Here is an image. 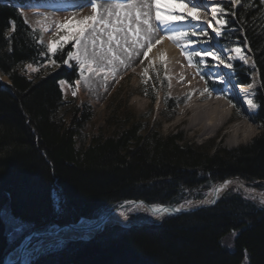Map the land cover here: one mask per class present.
Here are the masks:
<instances>
[{
    "label": "trees",
    "instance_id": "trees-1",
    "mask_svg": "<svg viewBox=\"0 0 264 264\" xmlns=\"http://www.w3.org/2000/svg\"><path fill=\"white\" fill-rule=\"evenodd\" d=\"M25 1L0 0V74L9 81L6 87L0 83V264L19 244L7 234L5 213L23 226L19 238H24L82 218L96 220L129 201L176 206L204 199L210 187L226 179L264 181L261 0L224 6L228 23L222 40L246 41L261 81L254 121L262 132L231 150L162 136L159 122L154 126L116 105L105 128L93 129L86 146L77 149L75 138L94 111L63 96L59 82L74 88L79 78L78 67L63 63L72 44L48 53L40 32L25 23L15 5ZM243 73L238 81L245 84L249 72ZM161 76L160 68L148 74L138 92L154 101ZM164 101L175 108L173 99ZM228 237L232 249L223 245ZM245 259L264 264V206L231 187L211 207L150 225L108 224L88 240L47 246L29 264H241Z\"/></svg>",
    "mask_w": 264,
    "mask_h": 264
},
{
    "label": "rangeland",
    "instance_id": "rangeland-1",
    "mask_svg": "<svg viewBox=\"0 0 264 264\" xmlns=\"http://www.w3.org/2000/svg\"><path fill=\"white\" fill-rule=\"evenodd\" d=\"M51 4H57V5L86 4V0H54L53 2H51L50 0H43L39 2H36L34 0H29L21 4L18 3L15 4L19 8L24 21H25L24 14H28L29 16L31 15V17L34 18L35 24L29 25L26 21L25 23L29 25V27H31L32 29L38 30L40 32L39 42L44 45H47L48 42H50L53 39V34L55 32V25H52V27H50L48 31L42 32L41 31L42 24L50 23L51 21L65 22L66 19H71V16L73 15L74 12L79 13L80 10L83 9V8L67 7L65 10L58 11L56 10V8L35 7V5H51ZM160 4H161L160 14L164 19H172L173 17L180 15L177 11H175L176 2H172V0H160ZM228 4H231L229 0H215V2L212 3V6L224 7ZM231 5L232 7L236 6L234 4ZM212 6L211 4L206 6L208 15H211L210 9ZM90 8H91L90 5H86L85 12ZM87 14L89 16L92 15V13L80 14L77 17V19L72 21L67 31L75 33L79 30L80 27L87 28V25H79L77 23V21H79L83 17L88 16ZM227 15L228 13L226 12V14L223 17L225 20ZM45 16L49 17L48 22L44 21ZM209 20L212 21L213 27H218V25H216L215 20H213V18ZM156 23L158 24L159 22L157 21ZM184 26L186 29H189L192 27V24L185 23ZM205 28L206 30H208L207 25H205ZM171 30H181V29L179 25L171 24L168 28V31L166 32H170ZM209 31H210L209 36L212 37L211 42L215 46L214 48L219 49L221 54L225 55L226 59H227V52H225L224 49H230L233 46H239L244 50V54L250 57V62L248 64H244L242 61L235 60L232 61L233 69L229 70L225 68V70L228 71L231 75L234 74V79L236 81L239 77L242 76V74H244L243 70H247L249 72L248 74L249 82L245 83L244 86H247L248 84L253 82L255 84L254 88L249 89L248 90L249 92L244 97L239 98L236 97L235 95H231V97L229 96L228 100L231 101V103L226 100V102H228L230 105V106L228 105L229 106L228 119L223 124V126L218 130V132H216V134H213L209 131L204 132L203 128L194 130V129H189L187 127L189 120L192 117V113L191 112L188 113V110L185 109L186 107L185 105L187 101L192 98L193 95L192 92H186L184 94L180 93V89L172 87L170 83V75L168 69L171 64H175V63H169L167 61L165 55V46L176 47L177 44L172 40L165 38L163 41H161L160 44H155L151 49L145 48L139 50L141 54L139 56L133 57L129 67L119 69L118 72L116 73L115 79L112 78L111 74L107 73V68L109 66L105 65V72H101L100 75L97 76L95 73L88 74L90 83L85 84L83 80H81L79 66L75 65V61H69V64H64L67 68H71L69 65H75L76 67H78L77 69V73L79 75L78 80H80V83L79 84L76 83L74 88H70L67 84L61 85L65 100L71 101L75 104L87 103L91 105L94 111V115L92 119L87 123V125L81 130V132L75 138L76 148L81 149L84 146H86V144L89 141V134L93 129L102 128V127L105 128L106 126L105 120L107 116L113 111L115 105L122 112L126 110L131 111V113H133L136 118L142 116L149 118V123L153 124L154 126L159 122L157 132H159V134L162 136L167 134L179 135L185 141L194 143L196 145L210 144L213 145V147L217 146V147L225 148L227 150H231L250 143L252 139L260 135L262 132V128L254 121V116L259 110V105L256 103L255 99L259 93V90L261 89V81L256 73L257 71H256L255 61L253 58V53L244 39L233 40L230 45H227L222 40H220L219 37H215V34L211 32L210 28ZM222 32L223 33L225 32V28L222 29ZM60 34L64 35L63 32H61ZM160 35H165V34L161 32ZM192 39L197 40L198 38L193 37ZM69 43L72 44V50H74L73 45L75 41H71ZM193 47L195 48V50H197L198 48L197 43L194 44ZM144 51H147L146 57L143 55ZM179 57L180 59L177 62L180 65L186 64L188 66V62L185 56L181 52H179ZM65 59H67V56ZM198 59L199 58H194V65L191 68L195 70V74H192V76L195 80L201 82L202 86H206V87L209 86L210 87L209 89L212 91L211 96H208L207 94H204L203 96L204 97L207 96L209 98H212L214 95L219 97L222 96L221 89L222 88L226 89L225 88L226 86L222 85L219 80L215 79V77L210 79L209 76L205 75L204 72H201L200 75L197 74L196 72L197 68L195 67V63L198 61ZM208 63L209 65H214L216 62L212 61L211 58H208ZM145 68L148 69L149 75L155 74L159 70V68L162 70L161 77L163 81L160 87L158 88L156 99L154 101H150L146 96L138 92L141 82L146 78V76H144L143 74ZM105 75H107V80H105ZM201 75H204L203 80L201 79ZM0 83L6 87L9 84V81L6 77L0 74ZM215 84H221V85L218 89H215L214 88ZM229 89L231 92H236V88L229 87ZM73 92H75V95H73ZM189 96L190 98H188ZM164 97L173 99L174 104L176 105L174 109L168 108L166 106ZM246 98L253 99L254 103H256L258 107L256 109L250 110L245 102ZM222 99H224L223 96ZM205 101H199L197 103L200 105L203 104ZM245 109L249 111V114H245L243 112ZM163 113L164 114L167 113L166 114L167 116H165ZM163 115L166 118L168 116L169 117L166 119L164 118ZM241 122H243L244 125L246 124V126L251 129L250 134L244 135L246 133L234 132L233 129L236 126H238V123ZM245 182H249V184H243V185L234 184L232 185V187H235L237 190H239L249 199L255 200L259 202L261 206H264V204L261 203V200L264 199V181L245 180ZM214 187L215 184L212 187H210L209 190L207 189L208 191H206L204 199H206V196L208 197V193ZM204 199H202L201 201H204ZM197 201L198 200L188 201L187 203L179 204V205L187 206L188 204L191 203L195 204V202L197 203ZM129 202L121 204V205L124 204L126 205L120 207L117 211L125 218L134 219L136 221L135 225H139V224L150 225L156 221L162 220L159 218V214L143 212L140 209H138L135 204H130ZM3 219L7 224V229H8L7 234H10L9 235L10 239L15 241L19 239V244H17L15 248L24 245L26 243V238L32 233L40 232V231H35L26 235L24 238L22 237L19 238L21 235V231H17V229L18 228L23 229V226L21 224H16V222H14L15 220L11 219V217L7 213L4 214ZM145 219H148L146 220L148 222H146ZM92 222L83 218L80 219L76 224H73L74 226H77L80 230L71 229L64 226L59 230L57 234L56 233L55 234L59 235V238H63V239L67 238L66 240L67 242L75 239L74 238L75 235L80 236L82 233L86 231L85 229L83 231V228L79 226H88ZM112 223H116L117 225H120L125 228L129 227L126 223H119V224L117 222H112ZM47 235L48 234L46 235L37 234L33 236L30 239L29 243L25 246L26 249H29L35 243H38L41 240L46 239L45 236ZM49 235H51V233H49ZM61 242L63 241L62 240L51 241L49 243L44 244L42 248L38 250L36 249L30 250L24 256V258L15 262L14 264H29L31 258H33L34 255L40 254L47 246H51ZM231 244H232L231 237L224 239L223 245L227 249H232ZM241 264H247V260L245 259Z\"/></svg>",
    "mask_w": 264,
    "mask_h": 264
},
{
    "label": "snow or ice",
    "instance_id": "snow-or-ice-1",
    "mask_svg": "<svg viewBox=\"0 0 264 264\" xmlns=\"http://www.w3.org/2000/svg\"><path fill=\"white\" fill-rule=\"evenodd\" d=\"M229 2L239 5L241 0H229ZM261 3H264V0H261ZM86 5L91 6L92 15L83 17L77 23L79 25H87V28L80 27L75 33L67 31L72 21L76 19L75 16L71 19H66L65 22L51 21L41 26V31L43 32L48 31L52 25H55L53 39L47 44L48 53L55 54L58 49H63L66 44L75 41L74 50L66 52L67 59L63 63L69 64V61H75V65L79 66L81 80L85 84L90 83L88 74L95 73L97 76L100 75L101 72H105V65L109 66L107 73L111 74L112 78L115 79L119 67H129L133 56L141 54L139 50L151 49L155 44H160L165 38L172 40L182 48V54L185 56L189 67L194 65V58H199L195 63L198 75L204 72L210 79L215 77L221 83H231L228 79L230 73L221 75L219 71L221 65L231 70L233 69L232 61L239 60L244 64L250 62V57L246 56L244 50L239 46L224 49L225 52L230 53L225 59L220 50L215 49L211 45L212 37L209 36V32L205 27L200 26L201 22L206 24L207 28H210L211 32L215 34V37H221L223 35L222 29L228 23L223 18L226 10L221 6H212L210 9L211 16L218 27H213L212 21L208 19L207 14L202 17L200 5L193 3L189 7L188 4L183 3V0L181 7L186 9L187 15H179L172 19H164L161 16L160 0H131V2L126 4L115 2L105 3L103 6L98 4L96 0H86V4H51L35 5V7L56 8V10L60 11L65 10L67 7L83 8ZM185 20H189L192 23L191 28L171 30L167 36L160 35L161 32L168 31L169 26L174 22ZM44 21L48 22L49 17L45 16ZM157 21L159 22L158 24L156 23ZM61 32L64 35H61ZM101 37H106V39ZM193 37H205L208 39L198 41L192 39ZM198 42L209 46L197 51L193 45ZM121 53L124 54V58H122ZM143 55L146 57L147 51H144ZM208 58H211L216 63L209 65ZM52 63H55V61H52ZM75 65L69 66L74 67ZM27 67L32 69L31 64L27 65ZM143 74L144 76L148 75L147 68L144 69ZM201 79H204V75H201ZM105 80H107V75H105ZM59 83L64 85L65 81L61 80ZM79 83L80 80L77 81V84ZM254 86V82L250 83L243 91L247 93ZM221 91L227 95L230 89H221ZM200 94L211 96L212 91L205 87ZM73 95H75V92H73ZM229 102L231 103V101ZM245 102L250 110L258 107L251 98H246ZM261 203L264 204V199L261 200ZM166 211L167 209L159 208L154 209L153 213L160 214ZM176 211H180V209H176ZM22 230V228L17 229V231Z\"/></svg>",
    "mask_w": 264,
    "mask_h": 264
},
{
    "label": "bare ground",
    "instance_id": "bare-ground-1",
    "mask_svg": "<svg viewBox=\"0 0 264 264\" xmlns=\"http://www.w3.org/2000/svg\"><path fill=\"white\" fill-rule=\"evenodd\" d=\"M51 2H53V1H51ZM96 2L98 4H100L101 6H103L105 3H115V2L126 4V3L131 2V0H96ZM172 2H176V5H175L176 10L175 11H177L180 15H185V16L187 15L186 9L184 7H181L182 0H172ZM214 2H215V0H183V3L188 4L189 7H191L193 3L200 5L202 17L205 14H207V10H206L205 6H208L210 4L212 6V3H214ZM86 13H92L91 8L85 12V7H83V9L80 10L79 13L74 12L73 15L71 16V18L73 16H75V18L77 19V17L80 14H86ZM81 16H83V15H81ZM207 17L209 19H212L211 15L207 14ZM24 19L29 25L35 24V20L33 17H31V15L29 16L28 14H24ZM185 23L192 24L189 22V20L177 21V22H174L173 24L179 25L180 29H186L184 26ZM205 25L206 24H203L202 22L200 24V26H203V27H205ZM207 31L210 33L209 28ZM163 33L165 34V36H167V34H168V32H163ZM102 39H106V37H102ZM205 39H207V38L199 37L197 40L202 41ZM211 45L213 47H215L212 42H211ZM197 46H198L197 50L199 51L203 48L208 47L209 45L205 44V43L198 42ZM182 51H183L182 48L179 47L178 45H176V47L165 46V55H166L167 61L169 63H175V64H171L169 66V69H168L169 75H170V83H171L172 87L179 88L180 93H182V94H184L186 92H192V95H193L192 98L189 99L185 105L186 106L185 109L188 110V113L189 112L192 113V117L189 120L187 127L189 129H194V130H197L199 128H201V129L203 128L204 132L209 131L213 134H216V132H218V130L223 126V124L228 119V110H229L230 105L228 102H226V100L229 101L228 98H229V96L231 97V95H235L236 97H239V98L246 96L249 91L247 93H245L243 90L246 89L247 86H244V85L239 86L238 88H236V92L228 91L227 95H225L222 92L221 95L224 97V99H222V96H220L221 97L220 98L219 96H216V95H214L212 98H209L207 96L204 97L203 95L200 94L204 89L203 86L201 85V82H198L192 76V74H195V70H193L191 67L187 66L186 64L180 65L177 62L180 59L179 52L182 53ZM222 55L226 59L225 55L224 54H222ZM228 55H230V53L227 52V56ZM121 56H122V58H124L123 53H121ZM122 68H125V67H123V66L119 67V69H122ZM223 68L224 67H222V66L219 67V71H220L221 75L226 73V71H224L225 68H224V70H223ZM196 72H197V70H196ZM230 88H235V87H230ZM227 89H229V88H227ZM199 101H205V102L203 104L199 105L197 103ZM244 113L249 114V111L245 109ZM233 130H234V132H238V133H240V132L246 133L244 135L250 134V132H251V129L248 128L246 126V124L244 125L243 122L238 123V126H236ZM234 184H242L243 185L244 183L240 182V181H236V180L226 181L225 183H222L220 185H216L212 190H210V192L208 193V197L206 196V199H204V201H200L197 203L195 202V204L191 203V204H188L187 206H178L177 209L190 208V207H192L196 204H200V203L201 204H207L213 198L219 197L221 195V193H223L227 189L231 188L232 185H234ZM136 207L143 212H149V213H153L154 209L160 208L157 205L148 207L144 204H138V205H136ZM169 211L170 210L167 209L166 212H162L159 215L164 217L169 213ZM143 218H144V215H143ZM134 221H135L134 219L125 218L123 215L119 214L118 211L112 212L106 218L107 223L108 222H117V223L129 224V222L132 223ZM99 224H100L99 221H94L91 224H89L88 226H79V227L83 228V231H84V229L86 230L85 233H83L81 236H83V237L91 236L93 233H95L99 229V227H100ZM56 234H54V233L51 235L48 234L47 236H45L46 239H43L40 242L35 243L29 249H26V247L24 248L22 246L15 248L13 251H11L8 254V256L5 260V264H14L15 262L24 258V256L27 254L28 251L34 250V249L38 250V249L42 248V246L44 244L49 243L51 241H55L57 238H59V235H56Z\"/></svg>",
    "mask_w": 264,
    "mask_h": 264
},
{
    "label": "water",
    "instance_id": "water-1",
    "mask_svg": "<svg viewBox=\"0 0 264 264\" xmlns=\"http://www.w3.org/2000/svg\"><path fill=\"white\" fill-rule=\"evenodd\" d=\"M233 180L243 182L244 184H249V182H245L244 180H242V179L239 178V177H234V178L226 179V180H224V181H219V182H217L215 185H220V184H222V183H225L226 181H233ZM221 194H222V193H221ZM219 197H220V196H219ZM219 197H217V198H213V199H212L209 203H207V204H201V203H200V204H196V205H194V206H192V207H190V208L180 209V211H176V209H177L178 206L157 205V206H159V207L162 208V209H169V210H170L169 213H168L166 216L162 217V216L159 215V218H160V219H163V218H167V217H171V216H176V215H180V214L190 213V212H193V211L198 210V209H201V208L211 207V206H213V205L217 202V200L219 199ZM197 202H200V201H197ZM130 204H135V205H138V204H144V205H146V206H148V207L156 206V205H149V204H147V203H145V202H143V201H140V200H139V201L130 202ZM125 205H126V204L121 205V206H118V208H116V209H114V210H111V211L107 212L105 215L101 216V217L97 220V221L100 222L99 225H100V226H101V225H102V226L106 225V224H107V222H106V218H107L112 212L117 211L120 207L125 206ZM108 223H110V222H108ZM65 226L68 227V228H71V229H79L77 226H74V225H72V224H67V225H65ZM60 229H61V227H57V228L54 229L53 231H48V232L40 231V232H37V233H32L31 235H29V236L26 238V243H25L24 245H22V247L25 248V246L29 243L30 239H31L33 236L37 235V234H44V235H45V234H48V233H57ZM4 264H5V263H4Z\"/></svg>",
    "mask_w": 264,
    "mask_h": 264
}]
</instances>
